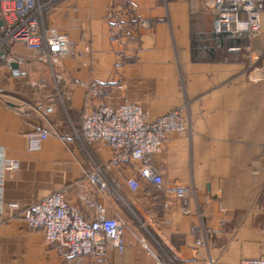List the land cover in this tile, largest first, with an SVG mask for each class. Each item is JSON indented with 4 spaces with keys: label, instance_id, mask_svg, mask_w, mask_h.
<instances>
[{
    "label": "crops",
    "instance_id": "1",
    "mask_svg": "<svg viewBox=\"0 0 264 264\" xmlns=\"http://www.w3.org/2000/svg\"><path fill=\"white\" fill-rule=\"evenodd\" d=\"M214 18L208 0H59L44 23L68 35L69 55L52 66L24 43L7 47L0 151L18 168L5 172V201L25 206L66 188L72 208L94 219L101 205L127 228L123 253L79 259L5 211L0 264L264 258V11L251 37L216 34ZM103 103L136 104L152 118L184 108L186 131L167 134L150 160L163 185L141 178V161L115 166L110 145L82 137L84 116ZM33 132L48 134L38 149H29ZM92 161L102 166L105 187L101 175L88 174ZM186 185L192 190L184 203L176 187ZM202 226L208 247L196 243Z\"/></svg>",
    "mask_w": 264,
    "mask_h": 264
},
{
    "label": "built area",
    "instance_id": "2",
    "mask_svg": "<svg viewBox=\"0 0 264 264\" xmlns=\"http://www.w3.org/2000/svg\"><path fill=\"white\" fill-rule=\"evenodd\" d=\"M59 0H0V56L14 43L43 52V59L54 65L59 58L70 54V39L67 34L44 23L46 11ZM214 13L216 34L245 35L251 37L261 30V14L264 0H208ZM244 52H250L249 47ZM189 119L183 107H179L156 118L136 104H100L84 116L81 135L86 141H101L110 145L114 154L110 161L115 166L137 159L142 162L138 172L147 182L161 186L163 176L150 160L161 143L172 132L184 133ZM46 132L28 135L29 149H38L47 138ZM92 171L101 175L102 166L94 161ZM15 163H8L0 151V223L4 212L10 217L23 218L31 230H42L47 242L79 259L89 257L100 259L111 250L123 253L126 247V222L121 218L109 217L103 206L97 205L95 218L89 219L66 200V188L49 193L43 198L22 205L16 201H5L4 180L8 169H17ZM133 189L140 186L136 177L128 179ZM107 185L103 177L101 183ZM189 185L176 187L178 197L186 203L185 197L191 192ZM196 243L209 246L208 232L204 226L198 230ZM210 264H216L211 257ZM239 264H264V258L244 259Z\"/></svg>",
    "mask_w": 264,
    "mask_h": 264
},
{
    "label": "trees",
    "instance_id": "3",
    "mask_svg": "<svg viewBox=\"0 0 264 264\" xmlns=\"http://www.w3.org/2000/svg\"><path fill=\"white\" fill-rule=\"evenodd\" d=\"M193 42H194L193 44H194V47H195V43H196V39L195 38H194ZM175 262H176V264H180L177 260H175Z\"/></svg>",
    "mask_w": 264,
    "mask_h": 264
},
{
    "label": "water",
    "instance_id": "4",
    "mask_svg": "<svg viewBox=\"0 0 264 264\" xmlns=\"http://www.w3.org/2000/svg\"><path fill=\"white\" fill-rule=\"evenodd\" d=\"M2 23H3V21H2V19L0 18V25H2ZM16 65H17V63H14V67H16Z\"/></svg>",
    "mask_w": 264,
    "mask_h": 264
}]
</instances>
